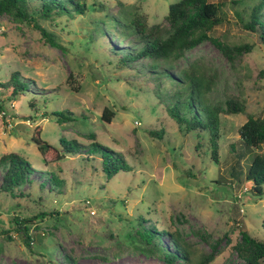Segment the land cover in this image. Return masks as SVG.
Masks as SVG:
<instances>
[{
  "label": "rangeland",
  "instance_id": "rangeland-1",
  "mask_svg": "<svg viewBox=\"0 0 264 264\" xmlns=\"http://www.w3.org/2000/svg\"><path fill=\"white\" fill-rule=\"evenodd\" d=\"M176 1L86 0L84 14L39 20L55 35L56 47L30 24L0 14V83L18 72L25 85L15 96L0 87V156L16 152L35 171L14 195L0 191V264H168L159 248L138 236L142 228L168 232L156 237L174 264H245L240 228L264 239V197L253 196L248 182L237 188L217 182L241 150L239 127L248 115L264 118V46L243 26L258 0H209L222 22L208 35L239 48L230 58L207 39L180 57L141 58L118 70L106 62L103 40L94 34V21L104 15L128 20L136 14L166 33L168 6ZM106 25L110 41L133 44L134 36ZM152 65L173 77L151 72ZM185 72L209 86L206 101L218 111L217 161L205 135L185 132L167 112L181 85L176 77ZM229 99L243 103L244 112L227 110ZM105 107L114 112L110 122L102 120ZM65 110L72 120L50 114ZM37 129L54 147L61 139L99 143L122 155L128 171L107 179L85 154L43 155L32 140ZM253 150L264 152V143ZM17 217L29 220L23 226L30 249ZM170 234L179 237L185 256Z\"/></svg>",
  "mask_w": 264,
  "mask_h": 264
},
{
  "label": "trees",
  "instance_id": "trees-1",
  "mask_svg": "<svg viewBox=\"0 0 264 264\" xmlns=\"http://www.w3.org/2000/svg\"><path fill=\"white\" fill-rule=\"evenodd\" d=\"M86 0H0V14L5 13L17 21L28 23L36 30L42 40L50 46H60L55 39V35L42 27L40 19H49L53 16L84 14L87 10ZM219 7L209 0H177L168 6L166 19L169 29L166 33H161L157 29H150L147 19L142 15H134L130 19L120 18L111 15H104L94 21V34L103 40L105 47L104 58L107 63L114 64L116 69L128 68V63L141 58H151L154 61L170 56L180 57L184 49L197 46L204 40L211 39L208 33L215 25L222 22ZM106 22L112 28L118 29L122 35L134 36L131 45L118 46L110 41V33ZM244 28L257 33L260 42L264 46V0H258L250 13V20L243 24ZM213 40L214 44L227 56L231 57V50H239L237 47H230L221 44L218 40ZM155 74L173 77L169 69H159L157 65L148 66ZM179 85L174 92L171 102L167 107V112L185 132H195L197 137L203 139L204 135L210 142L211 155L217 161L218 139L220 137V120L216 108L210 106L206 101V94L209 86L201 80L194 72H185L178 76ZM174 79V78H173ZM71 80V75L66 79ZM176 80V79H175ZM0 87L11 89L12 95H17L25 90V85L21 81L18 72H13L9 80L0 83ZM32 106V105H31ZM227 110L232 113L244 112L243 103L229 99L226 101ZM4 113H6L4 111ZM58 120H72L73 113L69 110L54 111L50 113ZM114 112L105 107L102 112V120L110 122ZM154 132V131H153ZM240 152H235V159L226 170L228 176H221L218 183L231 184V187H238L242 182L250 184L249 191L253 196L264 197V152L258 153L253 149L264 143V118L248 115L246 121L239 127ZM152 134V132H150ZM157 135L156 133H153ZM161 138L160 135H157ZM41 154L48 150H53L59 158L66 154H85L86 160L97 163L98 169L105 174L107 179L114 177L119 171H128V164L119 153L112 149H107L99 143L82 145L75 140L61 139L59 147H54L40 136L39 129L32 138ZM201 141L196 145L201 147ZM0 170L2 177L0 181V191L14 195L15 190H19L28 183L30 177L35 172L30 163L16 152H9L0 156ZM229 177L231 180H229ZM50 181V180H49ZM44 184V183H41ZM43 186V185H42ZM36 217V216H35ZM17 231L23 234V243L30 247L32 237L28 234L23 223L28 219L15 218ZM8 231H5V233ZM166 231H159L152 234L151 229L142 228L138 236L146 245L159 248L168 264H174V257L168 251L159 247V239L156 235L166 234ZM240 233L244 241L239 249V256L245 264H262L264 260V239L255 240L248 234L245 228H240ZM172 237L173 248L185 252L176 234ZM7 238L11 239L8 235ZM175 246V247H174ZM185 256V253H184ZM212 254L208 256L210 259Z\"/></svg>",
  "mask_w": 264,
  "mask_h": 264
}]
</instances>
